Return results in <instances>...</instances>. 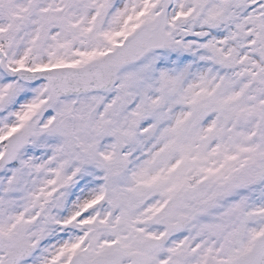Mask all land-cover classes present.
<instances>
[{"label": "snow or ice", "instance_id": "obj_1", "mask_svg": "<svg viewBox=\"0 0 264 264\" xmlns=\"http://www.w3.org/2000/svg\"><path fill=\"white\" fill-rule=\"evenodd\" d=\"M0 264H264V0H0Z\"/></svg>", "mask_w": 264, "mask_h": 264}]
</instances>
